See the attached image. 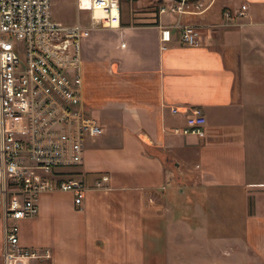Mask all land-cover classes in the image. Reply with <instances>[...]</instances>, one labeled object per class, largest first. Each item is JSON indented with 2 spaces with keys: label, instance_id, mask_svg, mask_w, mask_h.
Returning a JSON list of instances; mask_svg holds the SVG:
<instances>
[{
  "label": "crops",
  "instance_id": "0c3cea01",
  "mask_svg": "<svg viewBox=\"0 0 264 264\" xmlns=\"http://www.w3.org/2000/svg\"><path fill=\"white\" fill-rule=\"evenodd\" d=\"M185 1L211 5L179 15L159 12L178 0L135 10L121 0L119 26L83 41V101L104 133L70 168L86 187L82 206L72 192L42 194L38 215L20 222L21 243L50 253L31 264H264V0ZM244 4L241 24L225 26L224 11ZM177 21L197 26L204 45L182 43ZM195 109L205 136L177 132ZM175 173L227 195L228 216L199 227L177 217L186 190L169 185ZM3 227L0 212V264Z\"/></svg>",
  "mask_w": 264,
  "mask_h": 264
},
{
  "label": "built area",
  "instance_id": "2783aa9c",
  "mask_svg": "<svg viewBox=\"0 0 264 264\" xmlns=\"http://www.w3.org/2000/svg\"><path fill=\"white\" fill-rule=\"evenodd\" d=\"M77 0L78 12L88 11L75 24L52 19L51 0H0V212L3 216L4 264H31L49 258L48 250L21 243L20 222L39 213L38 198L57 191L72 192L82 206L86 187L72 178L70 168L83 163L85 140L104 133L83 101V41L99 27L121 21V0ZM211 5V4H210ZM210 5L188 1L162 4L161 14L203 12ZM248 5L226 9L225 26H237ZM182 43L204 45L200 29L177 21ZM171 27L160 29L163 44L172 41ZM166 48V45L163 46ZM174 112L179 111L177 108ZM207 123L200 110L187 116L183 134L205 136ZM103 175L102 187L109 181Z\"/></svg>",
  "mask_w": 264,
  "mask_h": 264
},
{
  "label": "rangeland",
  "instance_id": "374dc122",
  "mask_svg": "<svg viewBox=\"0 0 264 264\" xmlns=\"http://www.w3.org/2000/svg\"><path fill=\"white\" fill-rule=\"evenodd\" d=\"M76 1L77 0H51L52 19L61 22L64 25H72L77 22L80 16L82 22L88 24L89 12L82 11L79 13ZM152 1H154V7H156L155 3H157L158 0ZM137 2L138 0H122V4L126 3V7L127 5H130L132 10H135ZM128 13L127 10L126 14ZM176 177L177 173H175V179L173 176L168 179L169 185H175L177 189L182 186L181 188H185L186 190V193L181 195L182 200H179L174 206V209L177 212V217L186 216L191 224L199 227V225H205L209 219L219 212L224 216H228L226 212H229L230 202L227 195L219 198L215 194L209 193L206 190V192H204V189L199 187L195 181H193L194 184L191 182V185L187 187L185 184L186 182L184 183L183 180L178 181L176 180ZM221 218L225 219L226 217ZM225 221L228 222L229 219L226 218ZM192 259L193 258H191V261ZM224 259L225 258L221 259L223 261L221 264H225Z\"/></svg>",
  "mask_w": 264,
  "mask_h": 264
},
{
  "label": "bare ground",
  "instance_id": "6f19581e",
  "mask_svg": "<svg viewBox=\"0 0 264 264\" xmlns=\"http://www.w3.org/2000/svg\"><path fill=\"white\" fill-rule=\"evenodd\" d=\"M88 0H83V5L88 6Z\"/></svg>",
  "mask_w": 264,
  "mask_h": 264
},
{
  "label": "water",
  "instance_id": "95a60500",
  "mask_svg": "<svg viewBox=\"0 0 264 264\" xmlns=\"http://www.w3.org/2000/svg\"><path fill=\"white\" fill-rule=\"evenodd\" d=\"M178 1H181V0H178Z\"/></svg>",
  "mask_w": 264,
  "mask_h": 264
}]
</instances>
